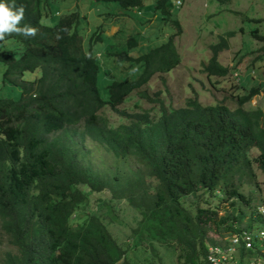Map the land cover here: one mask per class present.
<instances>
[{"label": "trees", "instance_id": "trees-1", "mask_svg": "<svg viewBox=\"0 0 264 264\" xmlns=\"http://www.w3.org/2000/svg\"><path fill=\"white\" fill-rule=\"evenodd\" d=\"M50 1L59 0H0L3 83L21 88L17 100L0 98V232L12 247L1 264H131L128 250L102 219L80 212L89 193L108 192L126 201L141 218L134 236L172 242L176 264H205L208 246L215 245L207 238L211 228L237 232L236 224L244 219L242 229L263 227L264 215L257 207L250 208L247 220L249 215L239 206L249 208L251 201L242 186L264 177V110L245 109L264 86L230 96L235 101L232 108L225 97L204 105L194 96L176 109L155 99V119L149 110H119L134 91L140 99L153 101L141 87L180 64L176 34L148 49L139 44L152 40L147 43L138 35L113 46L110 38L119 32L106 35L107 22L127 12L134 17V8L140 12L146 7L144 0H77L49 26L42 18L52 15ZM173 1L153 0L151 11L162 23L169 22L178 36L181 27L172 18ZM90 2L116 6L105 5L92 16L79 7ZM84 21L90 30L83 31L88 33L85 39L79 26ZM239 33H244L242 28ZM249 34L251 40L264 43L258 29ZM235 35L228 31L210 44L209 59L202 64L208 78L228 77L230 69L220 63L219 55ZM261 45L258 50L264 55ZM138 47L137 56L131 55ZM37 71L33 80L24 79L25 73ZM106 107L122 123L112 126L101 114ZM74 136L80 143L87 138L102 146L122 165L132 157L141 169L123 172L116 165L105 173L95 172L71 148L77 147ZM200 192L219 203L231 201L230 212L218 217L207 200L205 206L196 205V211L185 206L184 199L199 198Z\"/></svg>", "mask_w": 264, "mask_h": 264}, {"label": "rangeland", "instance_id": "rangeland-1", "mask_svg": "<svg viewBox=\"0 0 264 264\" xmlns=\"http://www.w3.org/2000/svg\"><path fill=\"white\" fill-rule=\"evenodd\" d=\"M44 1V0H43ZM147 0L146 7L140 9V12H134L133 16L119 15L107 22L104 30L108 36L117 34L113 39V46L119 45L127 41L129 36H143L147 39V43L152 40L151 44L141 46L155 47L166 41L169 36L176 34L174 37L175 46L180 56V64L168 74L155 75L149 83L141 87L149 98L140 99L137 92L134 91L125 99L118 107L119 110H126L129 113H140L149 110L150 115L155 119L159 116V103L154 101L160 99L163 106L168 109H176L184 105L185 101L197 96L198 100L204 105H210L217 101L223 100L230 108L235 106V101L230 96L237 94H246L250 88L264 86V55L258 49L262 46L257 40H251L249 32L253 29H258L259 33H264V0H184L181 7H172V18L177 19L180 23L181 32L177 36V31L169 23L161 21L160 15L152 13V4ZM80 2V0H79ZM77 0H59L50 1L49 7L52 15L43 16L42 22L49 26L54 25L61 15H65L66 5L71 3L72 7L77 3ZM87 2V1H86ZM73 3V4H72ZM103 3H88V5L79 4L81 12H86V9L93 16L94 11H99L104 8ZM116 5L110 3L106 8H114ZM89 14V15H90ZM129 14V13H128ZM136 14V15H135ZM134 19V20H132ZM261 20L262 22H256ZM139 23V24H137ZM105 25V23L103 22ZM80 33L87 37L90 31L87 25L80 24ZM121 27H123L121 29ZM243 29V34L239 33V29ZM121 29V30H120ZM228 31H235L236 35L228 40L229 48L222 51L219 55V61L222 65L230 69V73L226 78L211 77L202 71V64L206 63L210 56L209 46L216 43L220 35H224ZM177 32V33H175ZM251 40V41H249ZM3 46L2 44L0 47ZM6 46V43L5 45ZM116 47V48H117ZM137 50H133L131 55L137 56ZM249 48V52L246 51ZM115 50V48H113ZM248 52V53H247ZM5 67L0 62V98L17 100L21 94L19 86H13L10 83H3V74ZM39 75V71L34 74L25 73V80H33ZM238 85V88H234ZM243 85L244 88L241 86ZM138 104V107H136ZM264 110V92L254 96L249 103L245 105V109ZM108 122L115 126L122 123L123 119L110 108L106 107L101 112ZM73 139V138H72ZM74 141L77 142V147L72 149L77 151L82 164L90 166L92 170L98 173H105L108 169H115V166H120V171H139L141 165L135 162L132 157L127 159L126 165L115 161L113 156L106 150L94 143L90 139H84L82 143L78 136H74ZM133 173V172H130ZM129 173H127L128 175ZM149 184H155L153 179H148ZM244 196L251 199L250 207L245 208V204L239 207L246 212L247 220H250V208L263 206L264 202V177L259 176L257 183L244 184L241 188ZM198 197L189 196L184 199L185 206L193 211L196 205L205 206L206 200L212 202L213 207H216L218 217L223 216L225 211L230 212V202H221L217 199L209 198L207 195L198 193ZM89 201L86 206L80 209V212L86 217V214H94L99 216L106 225L108 231L116 239L119 245L127 249L126 257L131 264H176L175 246L170 243H161L150 241L146 235L141 236L138 240L134 236L133 230L138 226L141 219L138 212L132 209L124 200L114 199L108 192L89 193ZM247 221L244 219L242 225H237V228L242 229ZM242 227V228H241ZM222 228V227H221ZM207 238L214 239L215 243L224 240L228 237V233L224 230L217 232L214 229H209ZM12 250L5 236L0 232V264L5 251ZM245 264L249 263L247 257H243Z\"/></svg>", "mask_w": 264, "mask_h": 264}, {"label": "built area", "instance_id": "built-area-1", "mask_svg": "<svg viewBox=\"0 0 264 264\" xmlns=\"http://www.w3.org/2000/svg\"><path fill=\"white\" fill-rule=\"evenodd\" d=\"M256 209L264 215V205ZM243 257L248 258V264H264V226L231 232L208 246L205 264H245Z\"/></svg>", "mask_w": 264, "mask_h": 264}, {"label": "clouds", "instance_id": "clouds-1", "mask_svg": "<svg viewBox=\"0 0 264 264\" xmlns=\"http://www.w3.org/2000/svg\"><path fill=\"white\" fill-rule=\"evenodd\" d=\"M146 3H147V0H144ZM152 1V0H151ZM177 1H179L180 2V4H177ZM182 1L183 0H174L173 2H172V7H176V8H178V7H181V5H182ZM134 12H139V9H137V8H134ZM126 15V14H125ZM131 18V17H130ZM132 19V18H131ZM133 20V19H132ZM120 32V31H119ZM116 34V33H115ZM172 35H174V34H172ZM129 38V37H128ZM144 44H146V42H143ZM139 46H141L140 44H139ZM205 64V63H204Z\"/></svg>", "mask_w": 264, "mask_h": 264}]
</instances>
